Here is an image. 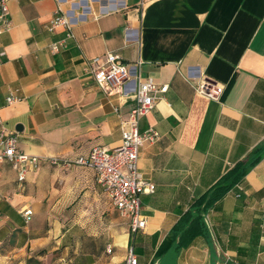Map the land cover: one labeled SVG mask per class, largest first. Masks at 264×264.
Masks as SVG:
<instances>
[{"label":"crops","instance_id":"crops-1","mask_svg":"<svg viewBox=\"0 0 264 264\" xmlns=\"http://www.w3.org/2000/svg\"><path fill=\"white\" fill-rule=\"evenodd\" d=\"M0 135L41 157L23 181L0 165V264H264V0H7ZM73 22L48 28L58 9ZM66 39L53 53L50 45ZM114 51L159 85L139 150L156 185L132 232L93 169L53 164L122 143L131 95H107L89 60ZM223 87L219 98L194 82ZM14 93L21 100L8 104ZM118 108V110L115 109ZM4 144L0 141V150ZM32 211L29 221L23 210Z\"/></svg>","mask_w":264,"mask_h":264},{"label":"built area","instance_id":"built-area-1","mask_svg":"<svg viewBox=\"0 0 264 264\" xmlns=\"http://www.w3.org/2000/svg\"><path fill=\"white\" fill-rule=\"evenodd\" d=\"M12 20L7 0H0V34L12 28ZM73 26L72 19L59 8L51 18L48 28L51 31L59 27L69 29L68 37ZM66 39L53 42L50 49L53 53L66 47ZM5 51H0V68L4 64ZM140 65L138 62H125L121 55L114 51H107L103 56H96L89 60V71L97 85L107 95L121 94L123 97L131 95L136 98L135 107L122 120V143L112 149L103 146H94L88 156H80L72 160L60 161L50 158L53 164H79L93 169L97 181L109 197L111 203L118 209L120 215L129 220L132 232H137L146 226L147 219L142 211V195L153 193L156 185L147 180L139 171V150L145 143H154L160 139V132L150 127L140 131V119L148 114L155 106L157 94L166 92L168 84L159 85L153 78L141 80ZM194 82L193 77H189ZM197 92L216 99L223 92V87L208 81L194 82ZM21 97L10 93L6 97L8 104H14ZM118 110L117 107H115ZM0 141L4 148L0 150V165L10 162L18 173V180L23 181L30 168H36L41 163V157L21 151L17 145V136L3 128ZM30 209L23 210L27 221L31 218ZM124 264H138V257L130 249Z\"/></svg>","mask_w":264,"mask_h":264},{"label":"trees","instance_id":"trees-1","mask_svg":"<svg viewBox=\"0 0 264 264\" xmlns=\"http://www.w3.org/2000/svg\"><path fill=\"white\" fill-rule=\"evenodd\" d=\"M138 263H139V260H138Z\"/></svg>","mask_w":264,"mask_h":264}]
</instances>
